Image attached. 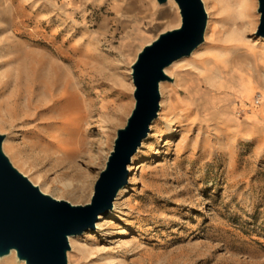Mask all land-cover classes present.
Returning a JSON list of instances; mask_svg holds the SVG:
<instances>
[{
	"label": "rangeland",
	"instance_id": "374dc122",
	"mask_svg": "<svg viewBox=\"0 0 264 264\" xmlns=\"http://www.w3.org/2000/svg\"><path fill=\"white\" fill-rule=\"evenodd\" d=\"M250 1L242 20L234 2L202 0L210 22L204 43L167 69L158 116L128 166V183L94 229L74 236L69 264H264V106L260 93L252 105L239 95L264 59L259 1ZM0 2L7 28L0 34V135L22 160L3 152L44 194L85 206L135 107L132 65L181 25L178 7L170 0ZM226 43L238 46L229 55L236 62L222 77L208 76ZM56 66L84 109L82 135L74 133L81 151L69 165L36 145L59 130L60 83L54 76L44 83ZM10 259L19 260L16 252L0 264Z\"/></svg>",
	"mask_w": 264,
	"mask_h": 264
},
{
	"label": "water",
	"instance_id": "95a60500",
	"mask_svg": "<svg viewBox=\"0 0 264 264\" xmlns=\"http://www.w3.org/2000/svg\"><path fill=\"white\" fill-rule=\"evenodd\" d=\"M160 5L168 0H157ZM181 25L161 33L132 65L135 107L117 132L113 151L94 187L91 202L74 206L44 194L10 163L0 135V258L16 252L26 264H69V238L95 228L99 216L113 209L128 183V166L150 132L160 109V84L166 70L190 56L205 41L208 14L202 0H174ZM259 1V33L264 34V0Z\"/></svg>",
	"mask_w": 264,
	"mask_h": 264
},
{
	"label": "bare ground",
	"instance_id": "6f19581e",
	"mask_svg": "<svg viewBox=\"0 0 264 264\" xmlns=\"http://www.w3.org/2000/svg\"><path fill=\"white\" fill-rule=\"evenodd\" d=\"M103 0H98V2L102 3ZM173 4V0H170ZM215 5L222 3L230 4V2H234L236 6V10L238 13V17L242 18V20L250 17V11L253 7V3L250 0H212ZM177 5V4H176ZM120 6L113 5L112 10H118ZM178 7V6H177ZM179 10V8H178ZM180 13V11H179ZM6 20V7L4 2H0V34L6 32L7 28L2 27V23ZM210 23V22H208ZM207 23V25H208ZM207 30V28H206ZM13 33V32H12ZM206 33V31H205ZM14 34V33H13ZM7 40V39H6ZM236 40V38H235ZM237 45L226 43L222 46L223 50L218 55L215 61V69H209L208 73L210 75L216 74L219 77H222V74L226 70V68L233 66L236 62L234 58H230L231 48L237 49ZM21 50V44L18 43L15 45L14 49L11 47L12 53H19ZM33 50V49H32ZM196 51V50H195ZM33 53V52H32ZM39 58V57H38ZM57 67V66H56ZM254 71L256 72V77L250 76L246 82L241 83L239 86V95L243 103L245 104H253V100L257 93L259 94L258 103L261 101L262 106H264V59L258 60L255 62ZM167 71V70H166ZM260 72H263V76H260ZM54 76V79L60 83L58 99H57V109H58V121L59 123V132L51 134L48 139L41 138L37 141V144L42 152L46 154L53 155L58 162L64 165H69V158L73 160L77 159L79 153L81 151L82 143L80 145H74L75 137L74 133H79L81 136L83 132V123H84V109L82 106V99L79 95L78 89L72 86V79L67 73L65 69H62L60 66L57 67V70L51 76L45 80L44 83L47 85L50 79ZM53 79V78H52ZM162 89V85H160V91ZM258 90L260 92H258ZM12 101V100H11ZM14 103H11L12 105ZM13 106V105H12ZM262 121L264 122V112H262L261 116ZM252 132H255V129H252ZM35 144V143H33ZM3 150L9 151L13 157L22 160L21 154L22 152H18L16 147L9 142L8 140L3 143ZM102 219V216H100ZM74 236L69 238V243L72 246ZM123 242V241H122ZM12 256L15 255V251L10 253ZM2 258H0L1 260ZM71 255L68 253V261L70 262ZM9 264H26L24 261L13 260L10 259Z\"/></svg>",
	"mask_w": 264,
	"mask_h": 264
}]
</instances>
